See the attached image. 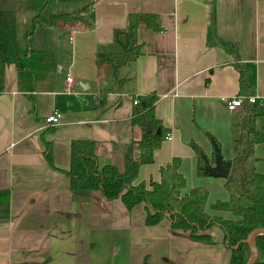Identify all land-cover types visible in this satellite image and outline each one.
I'll use <instances>...</instances> for the list:
<instances>
[{
    "label": "crops",
    "instance_id": "obj_1",
    "mask_svg": "<svg viewBox=\"0 0 264 264\" xmlns=\"http://www.w3.org/2000/svg\"><path fill=\"white\" fill-rule=\"evenodd\" d=\"M57 3L67 13L87 7L86 22L59 21L33 33L38 11L16 13L19 47L41 56L22 70L8 64L0 87V191L9 193L10 206L9 218L0 222V264H228L231 250L220 227L211 229L210 242H201L174 230L167 218L147 225L145 203L129 211L121 199L109 201L99 190L75 200L68 172L76 140L94 141L100 167L123 172L126 158L140 156L133 144L142 136L131 121L134 101L156 95L165 137L134 185L151 189L161 170L179 159L187 181L183 194L205 188L207 214L235 219L214 208L230 199L226 178L200 174L192 145L214 164L216 140L232 162L248 108L231 112L220 97L258 96L264 104V0ZM134 13L155 14L158 24L139 26L141 55L115 77L98 55L126 52ZM238 65L247 73V92ZM69 76L75 80L71 94ZM54 111L61 122L48 126L45 118ZM254 124L264 133V116ZM255 155L256 170L264 175V143Z\"/></svg>",
    "mask_w": 264,
    "mask_h": 264
},
{
    "label": "trees",
    "instance_id": "obj_2",
    "mask_svg": "<svg viewBox=\"0 0 264 264\" xmlns=\"http://www.w3.org/2000/svg\"><path fill=\"white\" fill-rule=\"evenodd\" d=\"M19 10L38 11L33 19V33L39 27L56 26L59 21L86 22L84 13L87 7L67 13L59 9L57 0H0V87L4 84L8 64L15 63L22 70L41 56L33 51H23L18 45L16 13ZM158 20L155 14H130L126 52L121 55L100 53L97 62L109 64L117 77L123 66L134 62L141 55L139 26L145 24L154 29ZM238 68L241 88L247 92V73L240 65ZM158 99L156 95L148 96L133 110L132 125L142 132L141 138L133 143L140 150V156L137 159L132 156L126 158L123 172L114 165L100 167L94 141L76 140L72 143L71 170L68 175L75 200H87L92 191L99 190L109 201L121 199L129 211L145 203L147 225H157L167 218L174 230H186L192 239L201 242H210V231L218 226L223 230L225 244L231 250L228 264H247L251 258L247 239L254 230L264 228V175L256 170L258 158L255 155L256 146L264 143V133L257 131L254 124L255 118L264 116V104L257 101L244 105L248 108V114L240 124V136L234 141L235 156L230 175L226 178L225 186L230 199L217 202L214 206L236 217L224 219L207 214L205 208L209 192L205 188L198 187L189 194H183L187 181L179 172V159H174L161 170V181L152 182L151 189L144 184L134 185L140 167L154 162V153L165 137L161 122L155 115ZM213 141L219 147L217 141ZM192 146L199 156V173L208 175L203 168V151L195 144ZM9 213V193L0 191V222L7 220ZM256 244L259 256L255 264H264V234L257 237Z\"/></svg>",
    "mask_w": 264,
    "mask_h": 264
},
{
    "label": "water",
    "instance_id": "obj_3",
    "mask_svg": "<svg viewBox=\"0 0 264 264\" xmlns=\"http://www.w3.org/2000/svg\"><path fill=\"white\" fill-rule=\"evenodd\" d=\"M213 147L215 153L214 164H211L210 160L206 156H204V161H205L204 170L210 176L228 178L231 172L232 162L227 161L223 158V155L221 154L219 147L215 143H213ZM263 234H264V228H258L254 230L247 239V242L250 244L251 247V258L247 264H255L256 261L258 260L259 253L256 244V239L259 235H263Z\"/></svg>",
    "mask_w": 264,
    "mask_h": 264
},
{
    "label": "built area",
    "instance_id": "obj_4",
    "mask_svg": "<svg viewBox=\"0 0 264 264\" xmlns=\"http://www.w3.org/2000/svg\"><path fill=\"white\" fill-rule=\"evenodd\" d=\"M75 84V80L73 77L69 76L67 77V86H66V93L71 94L73 93L72 86ZM220 99L226 103V107L229 111L235 112L240 108H243L245 103L248 104H254L257 101H260V98L258 96H250L245 94H238L234 97H228V96H222ZM262 103V102H261ZM135 105L140 104V101L138 99H135L134 101ZM62 114L58 111H54L52 114L48 115L45 118V123L48 126H57L61 122ZM167 140H171V136H166Z\"/></svg>",
    "mask_w": 264,
    "mask_h": 264
}]
</instances>
